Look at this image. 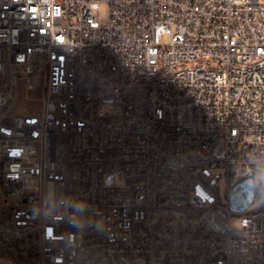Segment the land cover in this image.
Here are the masks:
<instances>
[{
    "label": "built area",
    "instance_id": "2783aa9c",
    "mask_svg": "<svg viewBox=\"0 0 264 264\" xmlns=\"http://www.w3.org/2000/svg\"><path fill=\"white\" fill-rule=\"evenodd\" d=\"M0 264H264V0H0Z\"/></svg>",
    "mask_w": 264,
    "mask_h": 264
},
{
    "label": "rangeland",
    "instance_id": "374dc122",
    "mask_svg": "<svg viewBox=\"0 0 264 264\" xmlns=\"http://www.w3.org/2000/svg\"><path fill=\"white\" fill-rule=\"evenodd\" d=\"M166 38L163 39V42H166ZM41 69V68H40ZM38 69L36 73L44 74L43 69ZM31 81L36 85L34 90L26 89V80L21 79L18 81L19 85V95L17 99V103L15 106V110L17 112H27L28 110H36L39 108L40 100L39 97L42 93V88L44 85V77H32ZM32 97L28 99L27 97ZM118 114L117 111L110 106L108 102L102 103V108L97 111V115H115ZM231 224L235 227L240 224V217H232Z\"/></svg>",
    "mask_w": 264,
    "mask_h": 264
},
{
    "label": "water",
    "instance_id": "95a60500",
    "mask_svg": "<svg viewBox=\"0 0 264 264\" xmlns=\"http://www.w3.org/2000/svg\"><path fill=\"white\" fill-rule=\"evenodd\" d=\"M256 195V174L250 171L237 177L231 187L230 207L237 213L248 209L254 202ZM32 196H27L30 199Z\"/></svg>",
    "mask_w": 264,
    "mask_h": 264
},
{
    "label": "bare ground",
    "instance_id": "6f19581e",
    "mask_svg": "<svg viewBox=\"0 0 264 264\" xmlns=\"http://www.w3.org/2000/svg\"><path fill=\"white\" fill-rule=\"evenodd\" d=\"M243 174H246V173H241V175H243ZM240 175H238L237 177H239ZM237 177H236V179H237ZM233 185V184H232ZM232 185H230V191L227 193V206L229 207V208H231L230 207V200H231V187H232Z\"/></svg>",
    "mask_w": 264,
    "mask_h": 264
}]
</instances>
